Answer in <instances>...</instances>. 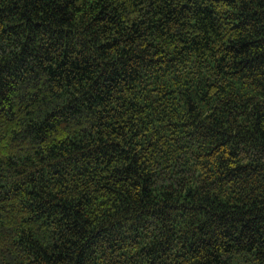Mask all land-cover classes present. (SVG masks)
Returning <instances> with one entry per match:
<instances>
[{"label": "trees", "instance_id": "trees-1", "mask_svg": "<svg viewBox=\"0 0 264 264\" xmlns=\"http://www.w3.org/2000/svg\"><path fill=\"white\" fill-rule=\"evenodd\" d=\"M0 264H264V0H0Z\"/></svg>", "mask_w": 264, "mask_h": 264}]
</instances>
